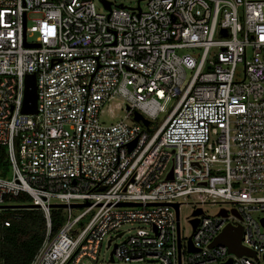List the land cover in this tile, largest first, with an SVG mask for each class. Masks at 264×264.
<instances>
[{"label": "built area", "instance_id": "1", "mask_svg": "<svg viewBox=\"0 0 264 264\" xmlns=\"http://www.w3.org/2000/svg\"><path fill=\"white\" fill-rule=\"evenodd\" d=\"M107 1L0 0V210L26 195L42 211L29 264L96 262L106 237L110 264H264V0ZM116 98L125 114L106 124ZM228 224L254 256L212 244Z\"/></svg>", "mask_w": 264, "mask_h": 264}, {"label": "trees", "instance_id": "2", "mask_svg": "<svg viewBox=\"0 0 264 264\" xmlns=\"http://www.w3.org/2000/svg\"><path fill=\"white\" fill-rule=\"evenodd\" d=\"M7 173L6 148L0 145V176ZM9 203L11 206L0 210V264H29L43 241L45 218L41 210L26 207L30 203L26 195H19ZM61 223V209H52V233L58 230Z\"/></svg>", "mask_w": 264, "mask_h": 264}, {"label": "rangeland", "instance_id": "3", "mask_svg": "<svg viewBox=\"0 0 264 264\" xmlns=\"http://www.w3.org/2000/svg\"><path fill=\"white\" fill-rule=\"evenodd\" d=\"M94 4V7L97 12L103 13L105 12V8L100 0H91ZM115 1L116 3L122 2L125 5L128 6H135L136 5V0H112ZM145 3L141 2V7H144ZM124 101L120 98L112 99L109 101V105L104 108V111L100 114V120L106 124L114 123L116 121H119L123 119L124 116ZM165 115V113L160 114L158 118V122L162 119V117ZM129 122V121H127ZM185 202H191L192 200L190 198H185ZM218 206H205V212L209 214H213L217 210ZM80 211V209L75 208L71 210L72 214H77ZM192 211L191 205H183L180 207V223H181V232L184 235L190 234V228L189 225L186 223L185 218L190 214ZM136 225L132 223H125L123 224L119 229L126 231L124 234V238L128 236L130 233L134 232V230L130 229L135 227ZM109 237H112L113 243L114 242H121L124 238H114V234H110ZM110 250L111 248L107 246V237L104 239L100 252L98 255V260L96 262H92L91 260L84 258L82 264H110L109 263V257H110ZM114 264H142V263H128V262H123L117 260ZM185 264H188L187 262Z\"/></svg>", "mask_w": 264, "mask_h": 264}, {"label": "water", "instance_id": "4", "mask_svg": "<svg viewBox=\"0 0 264 264\" xmlns=\"http://www.w3.org/2000/svg\"><path fill=\"white\" fill-rule=\"evenodd\" d=\"M104 6L105 9L109 10L111 3L107 0H100ZM118 7H123L122 4H118ZM22 113L26 114H33L36 112V84H35V75L34 74H26L24 78V97H23V105L21 109ZM133 119L137 122L142 123L144 126H147L149 121L138 112L133 113ZM133 146L130 145L129 149ZM171 177V176H169ZM83 205H87V203L84 204H76L73 205L74 207H82ZM122 205H135L131 203H125ZM175 207H177L176 204H174ZM26 207L28 208H37V206L33 204H29ZM51 207H65L64 204H51ZM201 213V209H195L193 212V215H198ZM221 214L225 215V211L221 210ZM193 226L196 225L197 219L192 220ZM81 224V222H80ZM240 237H241V227H233L231 225H226L221 233L214 239L212 244H222L226 245L228 247V251L230 253H233L237 256L240 255H247V256H254V252L243 247L240 244ZM190 241V240H189ZM191 251V250H190ZM110 259L112 260V252H110ZM264 260V255H263ZM231 261L229 258L227 261L221 263V264H228Z\"/></svg>", "mask_w": 264, "mask_h": 264}]
</instances>
